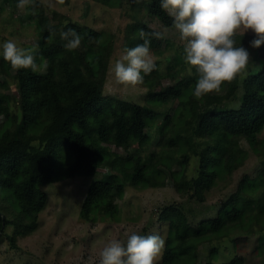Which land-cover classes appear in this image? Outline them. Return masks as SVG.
<instances>
[{"label": "trees", "instance_id": "obj_1", "mask_svg": "<svg viewBox=\"0 0 264 264\" xmlns=\"http://www.w3.org/2000/svg\"><path fill=\"white\" fill-rule=\"evenodd\" d=\"M28 9L38 29L39 50L35 55L41 62L47 60V64L35 73L31 69L16 70L18 110L12 109L8 100L0 96V114L3 115L0 121V237L8 224L13 225L9 235L11 242L16 235H25L37 226V214L47 200L42 184L60 176L95 175L100 167L108 164L111 172L94 177L88 184L82 208L92 216L114 218L116 198L122 196L124 180L132 185L139 182L150 186L164 184L162 171L155 162L168 163L170 157L161 151L171 146L185 150L192 147L196 138L209 144L199 158L197 175L183 183V188L193 190L191 194L201 199L214 176L228 170L238 158L224 143L245 138L252 151L263 156L264 161V141L257 135L264 127V69L243 79L237 107H221L219 102L235 96L238 77L224 83L219 92L199 98L193 95L195 85L182 87V82L177 81L164 90L150 93L149 104L141 105L106 96L100 87H89L78 81L82 75L79 65L87 66L95 79L104 74L111 40H103L100 31L94 28L60 19L61 24L64 22V31L71 28L82 37L78 48L68 50L57 24L49 20L44 6L35 1V9L31 5ZM149 10L152 16L169 22L160 0H150ZM128 27L129 48L143 43L139 37L141 29L162 34L160 39L151 38L150 47L165 42L163 33L147 23L134 21ZM244 37L242 34L234 37L236 46H243ZM179 51L175 56L178 63L184 59L183 49ZM152 78L147 77L145 82L150 83ZM4 86V81L0 80V90ZM170 97L187 105L189 115L183 124L166 127L172 118V114H167L158 126L160 135L156 141L163 147L159 152L143 153L150 139L145 128L152 126L157 114L154 106ZM15 124H18V134L11 138ZM130 143L134 146L126 154H113L107 147V144L128 146ZM69 155L71 159L64 163V157ZM61 170L62 175H58ZM169 170L176 187L181 185L178 171L172 167ZM254 186L251 180L243 179L239 189L223 202L218 215L200 220L196 227L189 228L182 209L175 204L164 206L160 218L168 220L171 235L165 240L163 261L170 264L186 257L184 254L193 250L192 244L204 237L222 235L235 225L246 228L253 213L244 209L239 197ZM263 213L264 207H261L255 217ZM257 235L259 248V244H264V232ZM241 237L243 235L238 239ZM193 253L196 254V250ZM239 257L236 255L227 261L208 260L205 264H238Z\"/></svg>", "mask_w": 264, "mask_h": 264}, {"label": "rangeland", "instance_id": "obj_2", "mask_svg": "<svg viewBox=\"0 0 264 264\" xmlns=\"http://www.w3.org/2000/svg\"><path fill=\"white\" fill-rule=\"evenodd\" d=\"M35 1L40 3V0ZM17 3L18 0H0V44L5 40H14L19 47L37 46L39 37L36 22L29 14L28 7L20 11L16 7ZM44 9L49 20L57 24L58 33L63 30L64 22H59L62 19L94 28L100 31L103 40H111L110 53L102 76L95 79L90 76L87 66L79 65L82 75L78 81L89 87H100L104 95L148 105L147 98L150 93L164 90L177 81L182 82V87L195 85V70L192 69L193 74L189 75V65L184 59L178 63L175 58L179 50L183 49V44L173 26V18L169 16V22H165L160 17L152 16L149 10L150 0H64L63 4H57L55 8L44 6ZM134 21L147 23L161 31L166 38L159 46L150 47L156 68L144 76V83L136 89L110 85L108 69L125 48L130 49L128 26ZM244 35L242 47L249 52L250 62L245 72L237 76L239 84L235 96L221 100V107H237L243 92V79L264 69V44L253 48L250 42L255 34L249 30ZM35 59L40 70H43L47 60L41 62L36 55ZM3 60L0 55V80L5 83L0 90V96L8 100L12 109L18 110L19 84L15 76L16 70ZM149 76L153 78L147 83L145 79ZM154 108L157 114L152 126L145 128L150 139L142 152L147 154L152 150L159 152L163 147L162 143L156 141L160 135L158 126L167 114H172V118L166 127L183 124L189 115L187 105L180 103L175 97L168 98ZM2 119L3 115L0 114V121ZM17 134L18 124H15L10 137L15 138ZM257 135L264 141V127ZM222 138L220 135L219 139ZM208 145L196 138L192 141V147L188 146L185 150L175 149L177 146L162 150L170 160L168 163L159 160L155 163L162 171L160 176L164 178V184L150 186L139 182L132 185L124 180L122 196L116 198L117 215L114 218L98 214L92 216L88 210L82 208L88 184L94 177L111 172L108 164L100 167L95 175L60 176L61 178L42 184L47 192V200L37 214V226L25 235H16L14 242L9 238L13 225L6 226L0 237V264H99L98 253L105 242L112 238H125L126 233L137 232L141 235H160L166 240L171 235L168 220L160 218V212L166 205L175 204L182 209L189 228L196 227L202 219L218 215L223 202L239 189L240 182L245 178L255 185L248 193L242 192L244 194L239 197L244 209L253 213V219L247 223V227L238 224V227L235 225L222 235L204 237L192 244L196 254L192 250L184 254L186 257L178 258L170 264H205L208 260L227 261L236 255L240 256L238 264H264V244H259L260 247L257 248V233L264 232V213L258 218L255 217V213L264 207L263 156L254 153L245 138L229 144L224 143L238 158L228 170L214 176L201 199L191 194L193 190L183 188V183L191 181L197 175L199 158ZM133 146L132 143L128 146L107 144L113 154H126ZM70 159V155L65 156L64 163ZM170 167L178 171L177 177L182 179V184L177 187L170 174ZM58 175H62V170ZM240 235L243 237L238 239ZM162 253L156 264H167L163 261Z\"/></svg>", "mask_w": 264, "mask_h": 264}, {"label": "clouds", "instance_id": "obj_3", "mask_svg": "<svg viewBox=\"0 0 264 264\" xmlns=\"http://www.w3.org/2000/svg\"><path fill=\"white\" fill-rule=\"evenodd\" d=\"M48 8L63 4L64 0H40ZM29 5L35 9V0H18L17 9L24 11ZM161 8L173 18V26L183 44V58L196 82L193 95L197 98L211 92H219L221 86L243 74L250 62L249 52L236 46L234 37L251 30L255 38L253 48L264 44V0H160ZM55 35V30H52ZM61 40L68 50L81 44L82 37L74 29L61 30ZM143 41L133 48H125L110 65L109 84L136 89L144 83V76L155 68L150 52L151 38H162L159 32L139 30ZM38 46L19 47L14 40L0 44V55L12 69L40 70L35 54ZM143 73L144 75H141ZM111 92V87H109ZM165 246L160 235L126 233L125 238L115 237L105 242L98 253L99 264H156Z\"/></svg>", "mask_w": 264, "mask_h": 264}]
</instances>
